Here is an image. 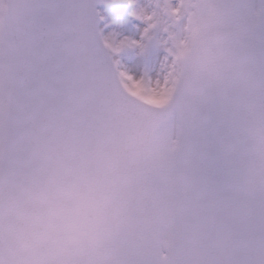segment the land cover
I'll return each instance as SVG.
<instances>
[{"label":"snow or ice","instance_id":"1","mask_svg":"<svg viewBox=\"0 0 264 264\" xmlns=\"http://www.w3.org/2000/svg\"><path fill=\"white\" fill-rule=\"evenodd\" d=\"M113 2L0 0V264H264V0H207L149 110L111 81ZM25 188L32 234L88 243L15 252Z\"/></svg>","mask_w":264,"mask_h":264},{"label":"rangeland","instance_id":"2","mask_svg":"<svg viewBox=\"0 0 264 264\" xmlns=\"http://www.w3.org/2000/svg\"><path fill=\"white\" fill-rule=\"evenodd\" d=\"M118 1L121 4L117 8H101L100 11L109 23L104 39L120 76L127 88L137 96L157 105H164L172 96L170 90L173 89V66L183 61L198 30L206 21L203 5L207 0H179L177 3L176 0H135L134 8L128 0ZM170 9H182L187 14L186 20L181 23L182 33L177 32L175 25L178 20L176 22ZM134 11L139 13L142 20H134L138 16L131 15ZM130 20L137 26L133 27ZM119 24H122V27L128 25L137 33L133 35L134 40L120 34ZM189 24H192V31ZM174 34L179 40L181 37H187V44L179 47ZM137 53L144 59L143 63V60L138 58L142 61L139 67L133 66L131 61V57Z\"/></svg>","mask_w":264,"mask_h":264},{"label":"water","instance_id":"3","mask_svg":"<svg viewBox=\"0 0 264 264\" xmlns=\"http://www.w3.org/2000/svg\"><path fill=\"white\" fill-rule=\"evenodd\" d=\"M201 34L199 35L197 41L199 40ZM101 45L109 65L111 81L120 96H122L129 103V105L133 108H143L145 110L163 109L167 107H154L148 105L130 94L121 84V81L117 76L116 70L114 69L106 51V47L103 45L102 41ZM20 196L23 201H25V205L15 213L18 227L10 238V246L15 252L25 255H38L42 251H47L53 254H71L82 249L88 243L87 240L74 233L61 234L56 231H49L43 239H38L28 228L31 218L27 210V202L32 198V192L25 188L20 190ZM161 264H165V262L162 260Z\"/></svg>","mask_w":264,"mask_h":264},{"label":"bare ground","instance_id":"4","mask_svg":"<svg viewBox=\"0 0 264 264\" xmlns=\"http://www.w3.org/2000/svg\"><path fill=\"white\" fill-rule=\"evenodd\" d=\"M134 20L136 22H138L139 20H142V18L137 16V18H135ZM134 26H137V24H134L133 27ZM118 30L120 31V34H122L125 38H127V39L130 38L131 40H134L133 35L137 34L128 25H125L124 27H122V24H119ZM185 39H186V37L184 38V40ZM138 48L140 49V46ZM140 57H141V54L139 55V53H137L136 56L131 57V61H132L133 66L137 65V67H139V65L142 63L141 60H143V63H144V59H141ZM138 58H140L141 60Z\"/></svg>","mask_w":264,"mask_h":264}]
</instances>
